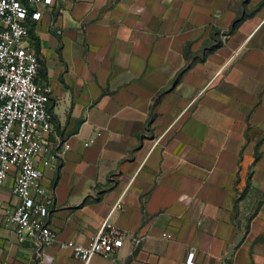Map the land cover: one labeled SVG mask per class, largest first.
Returning a JSON list of instances; mask_svg holds the SVG:
<instances>
[{"label":"crops","instance_id":"obj_1","mask_svg":"<svg viewBox=\"0 0 264 264\" xmlns=\"http://www.w3.org/2000/svg\"><path fill=\"white\" fill-rule=\"evenodd\" d=\"M29 27L69 146L37 162L59 239L86 245L109 220L124 245L89 264H264V0H54ZM14 184L0 264H83L19 242Z\"/></svg>","mask_w":264,"mask_h":264},{"label":"built area","instance_id":"obj_2","mask_svg":"<svg viewBox=\"0 0 264 264\" xmlns=\"http://www.w3.org/2000/svg\"><path fill=\"white\" fill-rule=\"evenodd\" d=\"M53 3L0 0V192L15 172L13 194L18 201L4 208L3 220L15 229L19 242L36 240L45 247L68 249L83 264H89L96 256L112 257L124 245L125 235L106 220L96 236L83 245L60 240L47 223L55 200L44 186V170L37 162L56 169L69 146L60 139L52 142L54 126L49 104L53 90L39 81L41 60L28 39L30 20H41L43 9ZM132 241L139 243L140 239ZM186 264H197L194 252Z\"/></svg>","mask_w":264,"mask_h":264},{"label":"water","instance_id":"obj_3","mask_svg":"<svg viewBox=\"0 0 264 264\" xmlns=\"http://www.w3.org/2000/svg\"><path fill=\"white\" fill-rule=\"evenodd\" d=\"M242 239H243V235L240 234V235H239V239H238V241H237V243H236V246L241 242ZM236 246H235V247H236ZM233 250H234V247L230 248L229 253H232Z\"/></svg>","mask_w":264,"mask_h":264}]
</instances>
